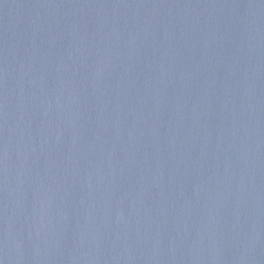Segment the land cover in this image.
Wrapping results in <instances>:
<instances>
[{
    "label": "water",
    "instance_id": "1",
    "mask_svg": "<svg viewBox=\"0 0 264 264\" xmlns=\"http://www.w3.org/2000/svg\"><path fill=\"white\" fill-rule=\"evenodd\" d=\"M0 264H264V0H0Z\"/></svg>",
    "mask_w": 264,
    "mask_h": 264
}]
</instances>
